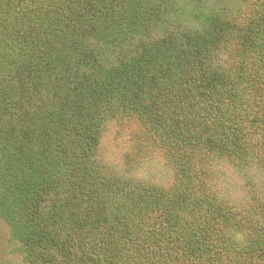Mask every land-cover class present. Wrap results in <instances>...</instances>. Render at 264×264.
I'll return each instance as SVG.
<instances>
[{
	"label": "trees",
	"instance_id": "1",
	"mask_svg": "<svg viewBox=\"0 0 264 264\" xmlns=\"http://www.w3.org/2000/svg\"><path fill=\"white\" fill-rule=\"evenodd\" d=\"M118 113L174 182L102 160ZM221 158L264 176V0H0V218L32 258L264 264V188L236 204Z\"/></svg>",
	"mask_w": 264,
	"mask_h": 264
},
{
	"label": "rangeland",
	"instance_id": "2",
	"mask_svg": "<svg viewBox=\"0 0 264 264\" xmlns=\"http://www.w3.org/2000/svg\"><path fill=\"white\" fill-rule=\"evenodd\" d=\"M104 128L100 143V156L104 162L119 171L126 169L128 164L129 175L144 181L164 186L174 182L175 172L164 150L145 138L144 128L136 119L118 113L107 120ZM214 169L217 190L230 196L238 205L249 202L254 191L264 188V176L255 165L245 166L242 171L228 159L221 158ZM0 264H44L32 258L31 247L26 248L13 239L10 226L1 218Z\"/></svg>",
	"mask_w": 264,
	"mask_h": 264
}]
</instances>
